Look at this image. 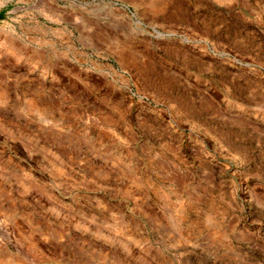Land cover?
I'll return each instance as SVG.
<instances>
[{"label": "rangeland", "instance_id": "374dc122", "mask_svg": "<svg viewBox=\"0 0 264 264\" xmlns=\"http://www.w3.org/2000/svg\"><path fill=\"white\" fill-rule=\"evenodd\" d=\"M0 2V264H264V0Z\"/></svg>", "mask_w": 264, "mask_h": 264}, {"label": "trees", "instance_id": "16d2710c", "mask_svg": "<svg viewBox=\"0 0 264 264\" xmlns=\"http://www.w3.org/2000/svg\"><path fill=\"white\" fill-rule=\"evenodd\" d=\"M0 17H2V14L0 13Z\"/></svg>", "mask_w": 264, "mask_h": 264}, {"label": "bare ground", "instance_id": "6f19581e", "mask_svg": "<svg viewBox=\"0 0 264 264\" xmlns=\"http://www.w3.org/2000/svg\"><path fill=\"white\" fill-rule=\"evenodd\" d=\"M0 4H1V2H0Z\"/></svg>", "mask_w": 264, "mask_h": 264}]
</instances>
